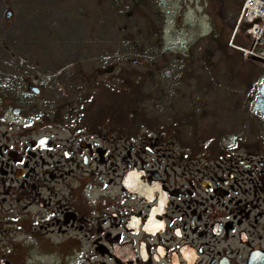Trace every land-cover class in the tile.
I'll return each mask as SVG.
<instances>
[{"label":"flooded vegetation","instance_id":"obj_1","mask_svg":"<svg viewBox=\"0 0 264 264\" xmlns=\"http://www.w3.org/2000/svg\"><path fill=\"white\" fill-rule=\"evenodd\" d=\"M18 76L0 78V264H264L258 96L263 132L135 144L45 124L50 75Z\"/></svg>","mask_w":264,"mask_h":264},{"label":"rangeland","instance_id":"obj_2","mask_svg":"<svg viewBox=\"0 0 264 264\" xmlns=\"http://www.w3.org/2000/svg\"><path fill=\"white\" fill-rule=\"evenodd\" d=\"M245 1L0 0V78L50 75L30 115L126 143L263 132L264 33L239 22Z\"/></svg>","mask_w":264,"mask_h":264},{"label":"built area","instance_id":"obj_3","mask_svg":"<svg viewBox=\"0 0 264 264\" xmlns=\"http://www.w3.org/2000/svg\"><path fill=\"white\" fill-rule=\"evenodd\" d=\"M243 17L250 23L254 20H260L262 25L254 26V31L261 34L264 30V0H246ZM254 34H256L254 32Z\"/></svg>","mask_w":264,"mask_h":264},{"label":"water","instance_id":"obj_4","mask_svg":"<svg viewBox=\"0 0 264 264\" xmlns=\"http://www.w3.org/2000/svg\"><path fill=\"white\" fill-rule=\"evenodd\" d=\"M7 18L8 19L11 18V13L7 14ZM263 105H264V82L261 83V85L259 87L258 98H257V101L254 104L253 112H256V110H259L264 115V110H262L263 109Z\"/></svg>","mask_w":264,"mask_h":264},{"label":"trees","instance_id":"obj_5","mask_svg":"<svg viewBox=\"0 0 264 264\" xmlns=\"http://www.w3.org/2000/svg\"><path fill=\"white\" fill-rule=\"evenodd\" d=\"M262 77V76H261ZM260 78V77H259Z\"/></svg>","mask_w":264,"mask_h":264}]
</instances>
